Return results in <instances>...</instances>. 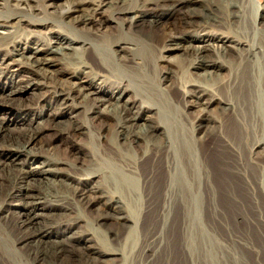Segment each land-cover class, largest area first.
<instances>
[{
  "label": "bare ground",
  "instance_id": "obj_1",
  "mask_svg": "<svg viewBox=\"0 0 264 264\" xmlns=\"http://www.w3.org/2000/svg\"><path fill=\"white\" fill-rule=\"evenodd\" d=\"M224 1L0 0V34L9 39L7 58L0 61L40 69L57 97L67 99L75 92L86 96L89 109L98 114L104 157L112 163L95 160L97 166L85 178L70 175L78 182L98 178L95 190L101 194L94 201L105 212L95 221L112 225L93 230L106 243L87 246L81 254L88 261L82 262L76 245L48 239L56 235L48 229L54 224L47 228L39 222L52 207L72 210L63 187L82 190L61 180L52 186L54 191L50 185L36 186L37 174L55 171L29 165L27 145L37 130L0 144V264H128V259L143 264L161 242L159 227L172 209L182 223L204 201L219 199L236 218L264 222V4L257 18L249 13L248 0ZM20 25L32 27L25 38L18 35ZM61 25L69 32L61 31ZM36 26L46 28L44 35H37ZM78 51L82 58L64 60L68 69H48L58 55L64 59ZM176 51L186 56L173 57ZM28 52L34 58L25 63ZM49 54L53 56H45ZM161 61H178V72ZM14 75L9 79L16 89L10 92L27 89L22 82L16 84ZM64 78L72 86L63 84ZM128 94L127 103L120 104V97ZM189 105L203 106L192 122L183 117ZM131 107L138 108L141 120L136 131L128 130L126 117L119 115ZM41 120L47 121L45 116ZM1 123L0 140L8 136ZM73 130L84 132L79 124ZM111 136L117 142L111 143ZM210 141L215 144V169L202 151ZM52 162L59 161L50 158ZM154 208L155 230H144L140 244L138 232L129 241L141 222L145 228ZM74 222H62L64 231ZM71 238L86 240L83 234ZM104 255L119 256L120 261L109 262Z\"/></svg>",
  "mask_w": 264,
  "mask_h": 264
},
{
  "label": "rangeland",
  "instance_id": "obj_2",
  "mask_svg": "<svg viewBox=\"0 0 264 264\" xmlns=\"http://www.w3.org/2000/svg\"><path fill=\"white\" fill-rule=\"evenodd\" d=\"M140 1L156 2L158 0ZM214 1L223 4L227 2L224 0H210V2ZM246 2H248L247 6L249 5V13H254L258 18L261 10L260 7L264 4V0H248ZM65 20L69 22L67 21L68 19ZM61 27L59 29L63 32L69 30L67 26L61 25ZM19 28L18 35L24 36V38L32 30V27H25V25H20ZM33 29L37 32L38 36L40 34L44 35L43 32L46 30L45 27L40 26L33 27ZM157 37L161 38V35L158 34ZM8 41V38H2L0 34V60L3 57V59L7 58L4 56L6 54L4 49L9 50L6 45ZM22 46L26 45L23 44ZM30 55L31 53H26L25 57H23V62L26 63L29 59L34 58V55ZM208 55L212 58L215 57L210 53ZM45 56L51 57L53 54ZM82 56L80 51L72 53L64 59L58 55L56 57L58 60L54 64L48 65V69L52 72L53 70L55 72H62L68 69L69 65L66 62L71 61L70 58L73 60V58L79 59ZM172 56L182 57L186 55L181 51H176ZM36 58L40 61V54ZM160 63L164 68H170V70H176L178 72L177 65L180 64L178 61H161ZM23 66L14 60H8V64H3L0 61V121L8 133L6 139L0 140V144H9L12 141L11 138H16L30 130H37V135L27 145V149L31 153L27 157V160L31 162L29 165L32 167L39 166L34 167L37 170L53 169L55 171H50L43 175L37 174L36 177L39 181L36 183V186L47 188V185L48 187L50 185V190L54 191L55 189L52 186H57L56 183L61 180L67 183H75L82 190L80 192H71L69 188L63 187L62 190L70 195V199L66 204L72 210L70 209L68 211L62 206L52 207L50 210L44 212L46 213L44 217L41 219L39 217V222L41 221L47 228L50 224H54L55 226L53 228L48 229L56 235H50L48 239L50 241L65 242L70 246L76 245L74 249L77 251L78 257L82 259V262H87L88 258L86 255L81 254V251H85L87 246L98 247L101 242L106 243L103 235L100 232L96 235L93 233V230H107V226L112 225L99 226L95 221L100 214L105 212L102 205L94 201V197L97 198L101 194L99 190H95L99 184L98 178L89 176L88 180L82 179L78 182L77 180L73 181V177H70V175L79 177L85 173H89L97 166L95 165V160L105 166L107 164L112 166V163L109 164V159H105L103 149L101 148V135L98 133L96 121L98 114L96 112L93 113L89 109L90 100L83 94L75 92L67 99L57 97L52 93L51 86H46L50 84V80L40 75V69L35 68V70H29L23 68ZM185 69L187 68L185 67ZM83 71L88 73L90 69L83 68ZM11 74H15L16 84L22 82V85L27 86V89L21 92H10L16 89L15 84L9 79ZM63 80V84L72 86L66 78ZM41 82L43 83L42 85H40ZM10 93L12 94L8 95ZM129 96L130 94L121 96L120 104L127 103ZM191 99L189 98L188 100L191 101ZM137 105H139V102ZM189 106L186 107L183 117L188 122H192L197 118L200 108L203 106ZM101 110L103 112L104 108ZM137 110V107H131L129 113L122 112V114H119L121 118L126 117L128 130L130 131H136L139 128L138 125L141 120L137 119ZM210 110V115L215 116V110L211 108ZM44 116L47 119L46 122L41 120ZM103 118L108 122L110 121L108 117H100V119ZM78 124L83 128V133L73 130ZM110 134L108 131L107 135ZM110 139H112L110 141L111 143L117 142L112 136ZM213 142L205 143L202 146V151L206 153L204 154V158L208 166L215 169V166L212 165L216 160L213 151L215 144ZM71 144H74L73 147L70 146ZM50 158L58 160L59 162L48 163ZM83 177L85 178L86 176L84 175ZM40 178H42L41 181ZM54 180L56 181L55 184L53 183ZM154 210V212H151L146 217L145 228L143 229L141 222L137 231L135 230L131 233L129 241L138 232L140 234L137 233L136 236L140 238V244L143 240L141 237L144 235V230L146 232L152 229L155 230L157 216L156 209L154 208ZM172 211L165 224L159 227L162 229L163 235L160 240L161 242L155 243L151 255L143 264H264V222L257 223V220H252V222L251 220L236 218L230 211V208L225 203L219 201V199L214 202L204 201L198 205L195 213L190 212L189 215L183 216L182 223L178 215L176 216L175 212ZM176 212H178L177 208ZM68 218H71L70 220L75 222L69 231L65 232L66 227L62 222L70 221ZM73 234H77V236L83 234L86 240H73L71 238ZM2 247L5 251H8L7 246L3 243ZM102 257L106 258V260L110 259L109 262L113 259L118 260V262L120 261L119 256L104 255ZM129 262H131V259H128L127 263L130 264ZM103 264H108V262Z\"/></svg>",
  "mask_w": 264,
  "mask_h": 264
}]
</instances>
